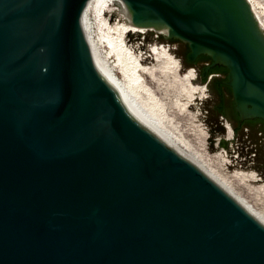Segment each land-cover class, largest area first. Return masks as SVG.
I'll return each instance as SVG.
<instances>
[{
    "label": "water",
    "instance_id": "1",
    "mask_svg": "<svg viewBox=\"0 0 264 264\" xmlns=\"http://www.w3.org/2000/svg\"><path fill=\"white\" fill-rule=\"evenodd\" d=\"M88 2L0 0V264H264V224L92 54ZM117 4L129 23L155 27L147 42L180 40L170 50L196 67L194 83L227 67L228 102L242 120L264 119V28L248 0ZM200 55L212 62L187 63ZM225 76H212L202 104L211 151L226 132L216 110ZM220 145L264 177L259 124Z\"/></svg>",
    "mask_w": 264,
    "mask_h": 264
},
{
    "label": "bare ground",
    "instance_id": "2",
    "mask_svg": "<svg viewBox=\"0 0 264 264\" xmlns=\"http://www.w3.org/2000/svg\"><path fill=\"white\" fill-rule=\"evenodd\" d=\"M248 2L252 6L261 28H264V14L259 10L260 7L257 4V0H248ZM109 7H114L113 12L119 20L113 25L108 19ZM84 15L89 26L88 42L91 52L105 65L113 83L123 97L185 153L202 165L264 224V212L254 208L252 204L236 192L228 179L210 167L196 152L191 151L184 139L166 128L152 111L150 102L142 99L133 89L134 84L143 85L149 82L157 91H172L182 81L193 82V79H196L194 69L191 67L185 74L181 73V63L173 57L170 50L172 48L171 45L154 43L143 48V41L141 40L136 44L130 45L126 39L127 33L138 32L145 34L149 31H154L155 27L135 26L129 23L126 14L121 11L120 6L117 4V0H89L84 9ZM96 26H99L100 29L96 30ZM103 28H105V31ZM104 43L110 46V50L107 52L103 48ZM111 56H116L117 61L110 60ZM197 89H200L201 92L205 91V86L197 87ZM226 127L228 129L226 138H232L233 131L231 127L229 125H226Z\"/></svg>",
    "mask_w": 264,
    "mask_h": 264
},
{
    "label": "rangeland",
    "instance_id": "3",
    "mask_svg": "<svg viewBox=\"0 0 264 264\" xmlns=\"http://www.w3.org/2000/svg\"><path fill=\"white\" fill-rule=\"evenodd\" d=\"M257 4L260 7V11L264 14V0H257ZM108 19L111 24L118 22L117 15L113 12L114 7H109ZM107 10V11H108ZM111 14V15H110ZM96 30L100 27L96 26ZM105 31V28H103ZM146 34L138 32H129L126 35L127 42L130 45L136 44L138 41H143L142 47L145 48L154 43H163L166 45H171V43H164L160 41L147 42L145 40ZM172 48L179 49V42L172 43ZM109 47V48H108ZM103 48L110 50V46L104 43ZM172 52V51H171ZM173 57L181 63V73L185 72L191 67H183L181 61L182 57H177L176 52H172ZM116 56H111L110 60L117 61ZM196 73V78L198 77V70L196 67H192ZM183 69V70H182ZM122 76L121 73H119ZM213 75L222 76L221 74L209 75L206 83L200 84L197 82H181L177 84L175 90L157 91V89L146 82L143 85L134 84L133 89L138 93V95L150 102L152 111L158 117L160 122L168 128L172 133L176 134L180 138L184 139L191 151L196 152L201 158L214 170L228 179L233 186V188L238 192L243 198H245L250 204L254 206L259 211L264 212V177L259 175L260 172L256 168L249 169L248 164H243L240 160H248L246 155L237 157H229L228 149L225 146H221L222 138L229 140L235 139V129L228 121L225 116L224 126L229 125L232 129V138H226L228 134V129L226 127V132L215 134L213 139L215 151H211L209 137L211 136L210 125L205 117L208 114L203 112L202 104L203 100L207 101L211 93L207 90L208 83L210 82ZM205 86V91L197 89ZM193 88V90H192ZM148 89V91H147ZM153 97V99H152ZM241 142H235V144H240ZM234 142L230 141L229 149H232V153L236 152ZM242 152V150H240ZM261 181V182H257Z\"/></svg>",
    "mask_w": 264,
    "mask_h": 264
},
{
    "label": "trees",
    "instance_id": "4",
    "mask_svg": "<svg viewBox=\"0 0 264 264\" xmlns=\"http://www.w3.org/2000/svg\"><path fill=\"white\" fill-rule=\"evenodd\" d=\"M172 41L173 42H179L180 40H172ZM189 52H190V48L188 47V51L186 53V58H187V54ZM210 62H212V58L210 56H206V55H200L197 58V60H196L195 63H189L188 60H187V63L190 66L191 65L195 66V65H197L199 63H210ZM207 66H208V64H207ZM207 66H205V67H207ZM212 73H222L223 75H228V68L225 67V66L218 65L216 69L211 68L209 70V75H211ZM202 80L204 82H206L207 81V77H203V75H202ZM224 83H225V80L224 79H222V81H220V83H219L220 84L219 87L220 88L223 87L222 90H221V92H220V96L221 95L224 96L226 94L225 89H224V85H225ZM238 117L240 118L239 114H238ZM258 124L260 125L261 129L264 130V119H261V118H254L253 120H251V119L250 120H246L240 126H236L235 130L236 131H239L244 126H246L248 128H251V127L256 126Z\"/></svg>",
    "mask_w": 264,
    "mask_h": 264
},
{
    "label": "flooded vegetation",
    "instance_id": "5",
    "mask_svg": "<svg viewBox=\"0 0 264 264\" xmlns=\"http://www.w3.org/2000/svg\"><path fill=\"white\" fill-rule=\"evenodd\" d=\"M217 66H213L211 68L216 69ZM212 74H215V73H212ZM218 74H221L222 75V73H218ZM225 77L226 78L224 80L226 81L227 78H228V75H226ZM220 81H222V79H218L216 81V90H217L216 92H217V94L219 96L218 102L216 104L217 113L218 114H221V115H224V116H226L228 118H230L232 121L237 122V126H240L246 120H242L241 118L238 117V111L236 110L235 101L234 100H233V103H229L228 100H227L226 94L224 96H222V95L220 96V92H221V90L223 88V87H221V88L219 87ZM224 84H225L224 85L225 92L226 91H229V90L232 92L231 87L229 85H227L226 83H224ZM233 99H234V97H233ZM247 120H250V119H247ZM251 120H253V119H251ZM253 128H254V126L251 127V129H253Z\"/></svg>",
    "mask_w": 264,
    "mask_h": 264
}]
</instances>
